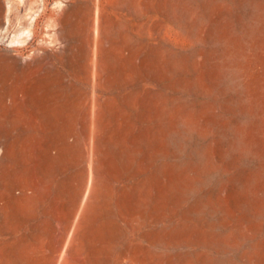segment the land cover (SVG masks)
Instances as JSON below:
<instances>
[{
	"label": "rangeland",
	"instance_id": "374dc122",
	"mask_svg": "<svg viewBox=\"0 0 264 264\" xmlns=\"http://www.w3.org/2000/svg\"><path fill=\"white\" fill-rule=\"evenodd\" d=\"M0 264H264V0H0Z\"/></svg>",
	"mask_w": 264,
	"mask_h": 264
}]
</instances>
